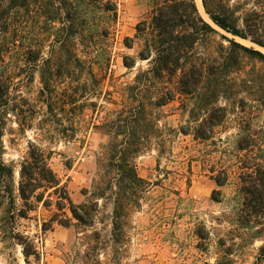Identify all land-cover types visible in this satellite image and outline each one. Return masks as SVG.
<instances>
[{"label":"rangeland","instance_id":"rangeland-1","mask_svg":"<svg viewBox=\"0 0 264 264\" xmlns=\"http://www.w3.org/2000/svg\"><path fill=\"white\" fill-rule=\"evenodd\" d=\"M194 2L217 33H199L183 70L152 82L151 22L171 1L0 0L3 159L18 188L39 147L92 217L83 225L67 209L71 226L44 231L62 214L55 205L19 198L28 215L14 218L0 198V264H264V205L255 201L264 204V61L228 40L264 48L223 31ZM208 3L240 28L250 16L264 42V0ZM192 67L200 83L187 94L179 80ZM158 89L171 99L150 107L158 131L135 159L141 184L119 189L111 179L121 174L106 167V124Z\"/></svg>","mask_w":264,"mask_h":264},{"label":"trees","instance_id":"trees-1","mask_svg":"<svg viewBox=\"0 0 264 264\" xmlns=\"http://www.w3.org/2000/svg\"><path fill=\"white\" fill-rule=\"evenodd\" d=\"M169 1L171 4H166L160 8L154 14L151 22L158 39L157 57L154 60L153 68L148 71L149 79L152 82H160L166 76L172 78L177 75L179 70H183L184 66L187 65L188 55L197 42L199 33H217L201 17L194 0ZM202 3L210 19L217 27L234 37L251 40V42L264 48V42L255 37L254 29L257 28V25H253L250 16L244 20V28H240L237 19L233 16L217 13L210 7L208 0H202ZM251 16H258V14L254 12ZM183 27H187L191 32H180L179 29H183ZM228 41L264 61L262 52L247 48L235 42L234 39ZM149 59V56L144 58V60ZM200 77L198 70L192 67L187 71L184 70L179 84L183 87V91L189 94L193 88L199 85ZM139 79L140 75L136 77V82ZM5 95V83L0 78V99ZM170 99L169 94L158 89L148 104L136 101L135 104L116 112L117 117L106 124L112 137L106 167L121 174L120 179L116 177L111 179V183H116L119 189H124V187L132 189L135 186H140L141 179L136 171L135 159L158 131V125L153 118L150 107L160 108L166 105ZM2 136L0 131V198L7 205L5 213L14 216V218L15 216L27 218L26 209L16 208V201L20 198L24 202V207H28L29 203L34 201L37 204L43 203L48 209L55 205L58 211L62 213L53 212L50 220L43 224L44 231L53 229L55 224L64 227L71 226L72 219L68 216L67 209L78 222L89 225L92 220L91 212L86 206H77L73 203L65 186H61L60 179L49 165L50 156L39 147L31 148L28 157L22 164L20 182L16 188L15 168L13 165L6 164L3 159ZM121 136L122 139H120ZM50 190L52 192H49ZM46 194H48L47 197ZM53 195L56 196V200H54ZM260 197L255 196V201L264 205ZM249 206L253 208L252 203H249Z\"/></svg>","mask_w":264,"mask_h":264},{"label":"bare ground","instance_id":"bare-ground-1","mask_svg":"<svg viewBox=\"0 0 264 264\" xmlns=\"http://www.w3.org/2000/svg\"><path fill=\"white\" fill-rule=\"evenodd\" d=\"M198 5H199L200 9L203 10V6H202V2H201V0H198ZM202 13H203V12H202Z\"/></svg>","mask_w":264,"mask_h":264}]
</instances>
